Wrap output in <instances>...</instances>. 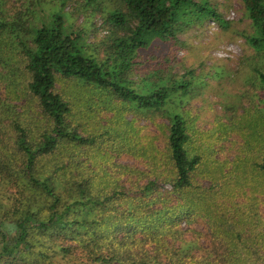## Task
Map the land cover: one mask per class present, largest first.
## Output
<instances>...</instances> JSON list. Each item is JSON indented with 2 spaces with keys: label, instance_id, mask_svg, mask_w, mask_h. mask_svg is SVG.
I'll return each mask as SVG.
<instances>
[{
  "label": "trees",
  "instance_id": "obj_1",
  "mask_svg": "<svg viewBox=\"0 0 264 264\" xmlns=\"http://www.w3.org/2000/svg\"><path fill=\"white\" fill-rule=\"evenodd\" d=\"M68 1L55 0L49 16L35 0L26 4L30 18L0 17V34L19 50L16 63L0 56V78L29 106L13 122L11 105L0 115V264H264V113L241 118L251 131L241 162L207 163L190 151L182 112L193 72L166 69L180 33L206 20L226 29L223 16L208 0H76L109 26L100 58L86 31L68 23ZM240 1L253 28L247 42L264 57V0ZM263 60L252 68L261 96ZM58 83L81 86L74 97ZM93 91L98 109L116 106L114 136L97 130L94 102L85 99ZM132 110L168 124L152 119L161 133L137 138L134 119L124 117ZM113 137L138 150L145 170L115 162L104 149ZM198 175L210 186L198 185Z\"/></svg>",
  "mask_w": 264,
  "mask_h": 264
},
{
  "label": "rangeland",
  "instance_id": "obj_2",
  "mask_svg": "<svg viewBox=\"0 0 264 264\" xmlns=\"http://www.w3.org/2000/svg\"><path fill=\"white\" fill-rule=\"evenodd\" d=\"M31 1L35 0L0 1V17L10 20L18 12H25L26 4L28 5ZM41 1L45 2L43 4L45 16H49L59 5V2L55 0ZM208 1L223 16L228 27L222 29L215 20H206L202 26H195L180 33L181 45L171 50L170 63L166 69L180 76L186 71L193 72V75L188 77L189 79L193 77L194 93L187 98V103L182 107L191 135L189 146L191 153L202 154L210 164L218 160L230 165L234 162H241L243 158L239 156L242 155L244 144L251 141V131L248 130L245 121L242 123L241 118L248 114L254 120L260 113H264V96H261L259 79L252 71L255 64L260 62L262 66L261 60L264 57L257 56L245 37L253 33V28L243 3L240 0ZM65 13L71 14L68 23L75 31L82 29L86 31V45L93 46L94 54L102 58L105 49L103 44L110 35L109 26L104 23L105 19L102 14L98 12L92 14L91 10L88 12L81 10L76 0L68 1ZM25 14L28 18L31 17L28 13L25 12ZM0 51L2 57L8 56L15 63L19 60L17 44L8 34H0ZM143 70L145 69L142 68L133 75L134 81L138 82L139 78H142ZM1 71L2 68H0ZM80 86H74L73 83L65 85L58 83L57 88L60 91H69L76 97ZM10 92L9 82L0 78V115L6 113L4 111H7V107L11 105L9 107L11 111L6 114L9 117L6 122L11 120L13 122L16 119L13 113L21 112V107L28 106L25 99L17 100L16 95ZM99 94L98 91H93L86 95L85 99L90 98L94 102L93 104L87 101L86 104L89 102L94 110L96 108V113L93 115L100 118L97 130L109 131L114 136L117 129H114L116 127L112 126L109 119L113 117V109L116 106L98 104L101 107L98 109L95 103H98ZM79 109L86 110L88 107L83 104L80 108L76 107L75 112ZM124 117L127 121L135 120L129 128L133 127L137 138L142 132H151L154 135L161 133V130L152 124V119L157 125L168 124L167 119L159 114H149L146 117L132 110L126 112ZM107 125L111 128H103ZM226 131L227 135L224 134ZM128 139H130V134ZM127 143L130 144L127 140L122 147V144L113 137L111 145H105L104 149L107 153L110 152L116 163L145 170L140 155L136 152L138 150L135 149L132 152L129 144L126 147ZM159 146L163 147L164 143L160 141ZM138 149L142 150V148ZM106 156L108 155L101 157L106 158ZM196 183L202 187H209L211 184L202 175L197 176ZM163 187L164 190H171L169 184ZM183 229L189 228L184 224ZM190 236L191 233L188 232L187 237Z\"/></svg>",
  "mask_w": 264,
  "mask_h": 264
}]
</instances>
